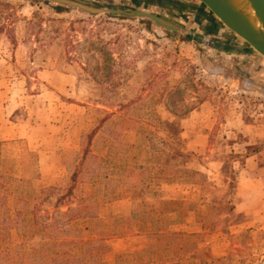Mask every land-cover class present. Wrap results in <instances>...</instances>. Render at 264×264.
Returning <instances> with one entry per match:
<instances>
[{
  "label": "rangeland",
  "instance_id": "obj_1",
  "mask_svg": "<svg viewBox=\"0 0 264 264\" xmlns=\"http://www.w3.org/2000/svg\"><path fill=\"white\" fill-rule=\"evenodd\" d=\"M136 9L200 40L0 0V264H264V59L211 48L242 41L203 17Z\"/></svg>",
  "mask_w": 264,
  "mask_h": 264
},
{
  "label": "water",
  "instance_id": "obj_2",
  "mask_svg": "<svg viewBox=\"0 0 264 264\" xmlns=\"http://www.w3.org/2000/svg\"><path fill=\"white\" fill-rule=\"evenodd\" d=\"M49 3L66 6L90 15L106 14L112 17H124L151 21L154 25L176 33H182L191 40H200L193 31L176 24L168 17L157 16L152 13L134 9L122 8L115 5L104 4L99 6L89 5L77 0H47ZM183 1L180 11L194 14L198 17L213 18L220 22L226 31L242 41L237 47L218 42L209 41L211 48L220 52L238 55L254 56L264 59V0H192ZM196 10H194V9ZM250 11L253 18L246 14ZM210 34L212 30H207Z\"/></svg>",
  "mask_w": 264,
  "mask_h": 264
},
{
  "label": "trees",
  "instance_id": "obj_3",
  "mask_svg": "<svg viewBox=\"0 0 264 264\" xmlns=\"http://www.w3.org/2000/svg\"><path fill=\"white\" fill-rule=\"evenodd\" d=\"M53 7H56L58 9H60L61 6H53ZM207 30H209V29H207ZM103 49L104 48H100L99 49V51H102V55L109 56L111 54L110 52H106ZM105 61L106 60L104 59L103 70L105 71V74H104V77H103V81L100 82L99 84L107 85L108 87H114L115 86V82H114V74H115V72H113L112 66L108 62H105ZM84 69L87 71V68L84 67ZM201 102H203V101L199 98L198 102L189 109V112L194 111L197 108V104H201ZM94 134H95V131L91 135L88 136L89 144L91 143V140H92V137L94 136ZM90 158L91 157H90L89 148H86L84 150V152H83L81 167L78 170H75V172H74V174L72 176L71 184H70L69 188L66 190V192L64 194L59 195L58 198H57V201H56V206L57 207L65 206V205H67V204L72 202L74 191L76 189L79 176H80V174L82 172V168H83L85 162H87V160L90 159ZM93 162L94 163H98L96 158L93 159ZM56 191H57L56 189L50 188V189H48L46 191H43L42 192V196L46 193L47 195L45 196V199H47L49 197L50 193H54Z\"/></svg>",
  "mask_w": 264,
  "mask_h": 264
},
{
  "label": "flooded vegetation",
  "instance_id": "obj_4",
  "mask_svg": "<svg viewBox=\"0 0 264 264\" xmlns=\"http://www.w3.org/2000/svg\"><path fill=\"white\" fill-rule=\"evenodd\" d=\"M130 1L133 4L134 9L139 8L142 5H145V6L152 5V6L157 7L161 11H170L171 10V11L180 12L179 8L183 6L182 0H130ZM183 1L195 2L192 0H183ZM194 10H196V9H194ZM205 20L209 25H211L209 28L214 29L215 32H213L212 34L218 35L221 37H230L231 36V35H228L226 30H223L221 28L220 29L217 28L216 21L213 18H207ZM231 46H233V45L231 44ZM244 83H246L249 86H254L249 78H247L244 81Z\"/></svg>",
  "mask_w": 264,
  "mask_h": 264
},
{
  "label": "crops",
  "instance_id": "obj_5",
  "mask_svg": "<svg viewBox=\"0 0 264 264\" xmlns=\"http://www.w3.org/2000/svg\"><path fill=\"white\" fill-rule=\"evenodd\" d=\"M43 75H46V73H44ZM211 130H212V128H211ZM211 130H210V131H211ZM209 133H210V132H209ZM209 133H208V134H209ZM206 136L209 137V135H206ZM241 195H242V194H241ZM237 206H238L239 208H240L241 206H243V204H241V201H240V204H238Z\"/></svg>",
  "mask_w": 264,
  "mask_h": 264
},
{
  "label": "bare ground",
  "instance_id": "obj_6",
  "mask_svg": "<svg viewBox=\"0 0 264 264\" xmlns=\"http://www.w3.org/2000/svg\"><path fill=\"white\" fill-rule=\"evenodd\" d=\"M245 12H246V14H248L250 17L253 18V14L250 11H245Z\"/></svg>",
  "mask_w": 264,
  "mask_h": 264
}]
</instances>
